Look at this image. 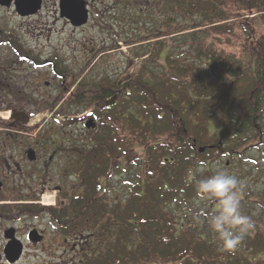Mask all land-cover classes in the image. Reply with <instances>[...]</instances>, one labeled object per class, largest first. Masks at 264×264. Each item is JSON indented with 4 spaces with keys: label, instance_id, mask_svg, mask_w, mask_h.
<instances>
[{
    "label": "trees",
    "instance_id": "1",
    "mask_svg": "<svg viewBox=\"0 0 264 264\" xmlns=\"http://www.w3.org/2000/svg\"><path fill=\"white\" fill-rule=\"evenodd\" d=\"M161 6L176 14L153 26L161 34L142 46L151 47L146 61L157 66L150 69L144 61L125 80H84L76 87V101L86 104L113 93L119 99L116 111L100 119L106 126L103 134L90 138L84 148L86 168L78 176L86 180L85 194L75 196L69 208L53 210V215L65 223H70L68 217L83 218L89 225L97 224L99 217L102 225L94 235L104 232L107 238L141 234L129 248L120 239L124 236L118 237V247L109 249L110 258L89 257L87 264H242L246 252L255 248L256 232L235 253L221 251L206 222L193 219L204 203L193 200L195 181L205 177L198 165L209 154L233 153L261 128L264 31L259 34L252 26L264 21V0H162ZM197 17L198 25L191 27ZM237 23L245 34V60L222 47L228 43L223 34L234 33ZM16 38L6 33L8 44L22 51ZM145 54L144 49L135 57ZM211 145L213 150L208 149ZM200 146L207 149L203 154ZM132 165L137 176L131 189L134 199L128 197L121 207L102 208L99 178L108 179L115 168ZM190 169L192 182L187 179ZM210 210L208 202L205 211ZM107 211L110 219L102 217Z\"/></svg>",
    "mask_w": 264,
    "mask_h": 264
},
{
    "label": "rangeland",
    "instance_id": "2",
    "mask_svg": "<svg viewBox=\"0 0 264 264\" xmlns=\"http://www.w3.org/2000/svg\"><path fill=\"white\" fill-rule=\"evenodd\" d=\"M43 1L42 8L37 13L28 16L18 14L13 6L0 7V29L5 30L8 36L15 33L16 39L21 43L22 51H29L28 54L39 59V63H44L34 66L32 62L19 59L7 45L6 49H0L2 57L6 56L7 59L5 62L8 70L7 76H17L21 89L27 91L29 88H25L26 80L28 76L29 78L33 76L31 79L34 83L30 86L32 88L38 86V96L35 99H38L39 103L44 106V109H40V112L32 118V123H37L39 126L37 135L39 139L45 141L56 139L60 143L64 142V155L59 154L49 165L48 175H41L37 180L38 185L35 186V190L40 191L43 186H46L47 191L39 195V204L33 205L34 214L28 212L29 215H23L22 219L15 224L21 229L20 239L25 246L21 259L15 264H87L89 260L86 259L89 257L95 260L101 258L102 255L110 258L109 249L118 247L120 236H124L120 239L127 243L128 248L130 242L142 236L139 231L136 235L130 232L129 237L120 235L117 238L110 236L107 238L108 234L104 232H96L94 235L96 229L102 225L98 223L100 222L99 217L97 224L89 225L83 218L68 217L70 223H65L53 215V210L69 208L75 196L85 194L86 180L80 179L78 172L86 168V155L85 151L82 154L78 149H81L80 145L87 146L90 138L101 136L106 128L99 118H97L98 125L95 129L88 130L81 123L78 125L75 117L88 112L92 104H87V106L66 105L62 102L63 93L68 94L64 89L68 84L71 85V80L72 82L79 81L83 77L85 80L112 78L122 81L135 74L142 63L148 60V50L151 47L147 46V49L143 47L146 50L143 57L136 58L135 55L144 50L142 46L146 45L147 39L150 38V41H153L155 39L152 40V38L161 34L153 31V26L176 13L166 12V6H161L162 0H85L90 9L89 22L81 28H74L60 16L59 0ZM198 21L197 17L196 22L191 23L190 26H197ZM252 30L259 34L262 33L264 21L256 23L255 28L252 26ZM141 33L147 36L142 37ZM244 36L238 23L234 33L223 34L222 38L224 40L227 38L228 41L227 46L222 45L225 47V52H233L238 58L247 59L248 53L242 48ZM219 51L222 52V49ZM53 60L58 62L57 65ZM146 62L150 69L157 66L154 62ZM53 67L56 70H63L67 75L66 78L65 76L57 77ZM47 82L50 84L47 85ZM23 95L27 96V93ZM6 113L11 114L10 111L0 114L1 120ZM106 117L107 115L104 116ZM3 121L8 122V118ZM263 123H261L262 126ZM79 132L82 133L81 137L78 135ZM258 135L252 139L251 144L253 145H249L244 153L249 157L261 154V148H255L254 145L258 144L257 140L260 138L263 140L264 136L260 137L261 133ZM48 153L51 154V151ZM227 159L230 160V156H221L219 160L205 158V163L197 167L198 173L208 176L217 168L232 171V167L225 166ZM232 159L237 164L240 161L237 158ZM62 171L65 172L64 175H61ZM135 171L133 165L123 170L115 168L108 179L99 178L103 185L99 195L102 208L104 204L121 207L128 197L133 198L131 195L134 187L132 186L137 179ZM49 187L52 188L49 189ZM44 196L52 197L53 203L50 205L44 203ZM193 201L194 204L202 203H198V197ZM131 211H134V208ZM253 212L255 213L254 210ZM108 213L107 211L102 217L110 219L111 216ZM116 213L119 214L118 211ZM102 214L103 212L100 213ZM31 226L44 235V239L38 244L30 242L26 237V229ZM63 236L67 237L69 241L67 244ZM2 244L3 240L0 238V247ZM73 245L75 248L72 247ZM115 250L118 252L117 249ZM2 264H9V262Z\"/></svg>",
    "mask_w": 264,
    "mask_h": 264
},
{
    "label": "flooded vegetation",
    "instance_id": "3",
    "mask_svg": "<svg viewBox=\"0 0 264 264\" xmlns=\"http://www.w3.org/2000/svg\"><path fill=\"white\" fill-rule=\"evenodd\" d=\"M12 6L16 8L14 3L10 7ZM0 7L6 8L7 6H3L0 3ZM58 11L61 16L60 0ZM62 18L73 26L70 20L64 17ZM85 25L73 27L81 28ZM6 33L5 30L0 29V49H6L8 45L19 59L32 62L34 66L44 64L39 63V59L28 54L29 51H26L25 56H22V51L20 49L11 43L8 44L5 39ZM19 44H21L20 41ZM6 60V56L2 57L0 53V114L7 111L11 113L8 117H2L3 120L8 118V122L0 119V238L3 240V244L0 247V264L4 262L7 263L6 249L9 238L21 240V229L17 228L15 224L18 220L22 219L23 215H29L28 212L34 214V211H32L33 205L39 204V195L47 191L46 186H43L40 191L35 190V186L38 185V178L44 174L47 176L49 173V165L52 164L59 154L60 156L64 155V142L60 143L56 139H51L50 141L39 139L37 135L39 133V126L37 123H32L33 116L37 115L40 109H44V106L39 103L38 99H35L38 96V86L33 88L30 86L32 85L31 83H34V80L32 82L31 79L33 76L30 78L28 76L26 80L27 86L25 88L28 87L29 90H22L19 85L20 80L17 76H7L8 70L5 65ZM53 62L55 65L58 63L55 60H53ZM45 64L49 65L47 62ZM53 71L57 77L65 76L66 78L67 76L64 74L65 72L63 70H56L55 67H53ZM83 78H80L79 81H74L73 85L68 84L65 87L64 91L68 92V94L63 93L62 102L66 103V105L77 104L80 106H87L86 102L76 101L77 96L75 90L76 87L85 80ZM72 81L73 80H71V83ZM49 84L50 83L47 82V85ZM24 93H27V96L23 95ZM114 96H116L115 100L107 105L106 101L112 100ZM118 99V93H113L106 98L94 101L88 112L84 115L80 114L75 117L78 121V125L81 123L85 125V128L88 130L95 129L98 125L97 118L101 119L104 118L105 115L112 113V111L115 110ZM60 113L63 114L62 112ZM91 119L96 122L95 128L87 127V122ZM262 119L264 120L263 117ZM261 123H263V121ZM263 127L264 123L257 131V136H259L258 133H261L260 137L264 136ZM78 135L81 137L82 133L79 132ZM260 139L257 140V142L259 141L258 144L254 145L256 146L255 148H261L262 150L261 154L258 156L249 157L244 154L248 150L249 145H253L251 144L252 140L245 143L239 149L233 150V153H221L219 156L209 154L207 156V158H217L218 160L221 156H230V160L227 159L225 161V166L227 168L232 167V171L229 172L236 175L247 185L242 199L241 210L245 214L250 215L255 221L256 242L254 250L246 252L248 256L244 257L242 264H264V139ZM194 141L197 143L196 140ZM80 146L81 149L78 150L84 152L85 144ZM200 148L204 147L200 146L198 148L199 151ZM208 149L213 150L214 145L209 146ZM47 150L49 152L51 151V154L48 153ZM205 150L203 152L200 151V153L203 154ZM232 158L240 160L239 163L237 164L234 162L235 160ZM234 171L237 172L233 173ZM64 174L65 172L62 171L61 175ZM51 188L52 187H49V189ZM58 190H60V187H58ZM209 205L211 208L213 207L211 202H209ZM10 229H13V231ZM35 229L34 226L27 227L26 237L29 238L30 233ZM39 232L41 233V231ZM62 238H65L66 244L69 242L66 236ZM210 238H215V236L212 235ZM72 247L75 248L74 245ZM15 263H17V261L9 264ZM218 264H220V262ZM223 264H229V261L224 260Z\"/></svg>",
    "mask_w": 264,
    "mask_h": 264
},
{
    "label": "clouds",
    "instance_id": "4",
    "mask_svg": "<svg viewBox=\"0 0 264 264\" xmlns=\"http://www.w3.org/2000/svg\"><path fill=\"white\" fill-rule=\"evenodd\" d=\"M187 179L189 182L195 180L191 169ZM246 188L244 181L220 168L195 181L198 203H204L193 213V219L197 224L206 222L221 251L235 253L245 238L252 235L256 229L253 218L241 210ZM208 202H211L213 207L210 211H205ZM189 212H192V209H189Z\"/></svg>",
    "mask_w": 264,
    "mask_h": 264
},
{
    "label": "water",
    "instance_id": "5",
    "mask_svg": "<svg viewBox=\"0 0 264 264\" xmlns=\"http://www.w3.org/2000/svg\"><path fill=\"white\" fill-rule=\"evenodd\" d=\"M0 3L7 7H10L14 3L18 14L28 16L37 13L42 8L43 0H0ZM60 11L61 16L70 20L73 26H82L89 21V10L85 0H60ZM115 98L116 96L111 101L107 100L106 104L112 103ZM95 125L96 122L93 119L87 122L88 128H95ZM204 150V148H200L201 152ZM10 230L13 231V229ZM28 239L34 243H39L43 238L37 230H34L30 233ZM23 250L24 246L19 239L9 238L6 249L7 261L9 263L18 261L21 258Z\"/></svg>",
    "mask_w": 264,
    "mask_h": 264
},
{
    "label": "bare ground",
    "instance_id": "6",
    "mask_svg": "<svg viewBox=\"0 0 264 264\" xmlns=\"http://www.w3.org/2000/svg\"><path fill=\"white\" fill-rule=\"evenodd\" d=\"M5 117H8L9 116V113H6L4 114ZM44 203L50 205L53 203L54 199L52 197H47V196H44Z\"/></svg>",
    "mask_w": 264,
    "mask_h": 264
}]
</instances>
